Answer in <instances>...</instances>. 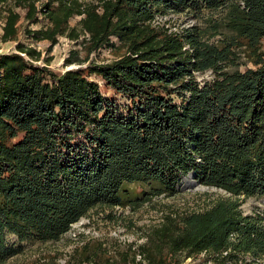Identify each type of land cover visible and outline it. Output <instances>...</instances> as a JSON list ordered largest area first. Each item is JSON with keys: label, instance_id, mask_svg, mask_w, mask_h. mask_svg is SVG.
I'll return each instance as SVG.
<instances>
[{"label": "trees", "instance_id": "16d2710c", "mask_svg": "<svg viewBox=\"0 0 264 264\" xmlns=\"http://www.w3.org/2000/svg\"><path fill=\"white\" fill-rule=\"evenodd\" d=\"M169 10L204 23H154ZM0 27L3 43L16 42L0 53V264L21 250L9 233L57 241L93 209L180 194L190 173L230 195L204 193L202 209L168 205L142 243L113 252L90 238L65 263L37 264H182L204 252L264 264V213L244 214L240 201L264 198V0H0ZM21 36L48 41L46 55ZM60 37L83 38L85 56L72 49L65 64L85 67L50 68ZM102 49L113 59L90 58ZM131 183L149 190L125 197Z\"/></svg>", "mask_w": 264, "mask_h": 264}, {"label": "rangeland", "instance_id": "374dc122", "mask_svg": "<svg viewBox=\"0 0 264 264\" xmlns=\"http://www.w3.org/2000/svg\"><path fill=\"white\" fill-rule=\"evenodd\" d=\"M208 11H205L204 15H207ZM163 21L167 24V27L174 31H179L184 27L192 25H202L204 18L197 17L191 11H179L169 10L165 15H162ZM79 20V17L71 19V24L75 25ZM43 24L40 22L38 26ZM37 27V26H35ZM1 33V27H0ZM20 40L26 45L31 44L37 47L43 52V56L46 55V47L49 45L48 41L42 42H30L26 37L21 36ZM83 38L77 41H72L66 37H60L59 42L54 46L50 55L53 56V60L50 64V68L56 72H64L70 68L85 67L88 62L79 64L74 62L71 65L65 64V59L68 57L70 50L79 49V57L83 58L85 52L82 51L81 41ZM264 50V42L262 43ZM16 49V42L9 41L3 43L0 40V53L11 52ZM92 60L97 62L109 61L113 59L112 53L108 49H102L99 52H93L90 55ZM245 60V58H243ZM44 62V60H41ZM248 66H253L252 63H248ZM245 66L242 65L241 69ZM213 76L211 71L204 73H197L199 81L210 79ZM90 77L99 82L102 92L111 98H116L121 104L125 103V100L111 89L107 88L100 78L96 75H90ZM184 183V178L179 182V188ZM149 190L148 185H142L137 183L126 184L124 188L125 197L132 196L138 197L143 190ZM175 196H169L161 194L154 196L150 201L145 202L139 209L133 211L130 205L117 206L112 209L96 208L90 211V213L82 217L78 222L74 223L72 228L59 240L42 242L34 239H28L20 241L14 234H7V243L14 247V249H21L16 255L10 257L6 264H37L40 259H56L60 263H65L69 254L78 246L83 244L90 238L100 239L106 242L107 245H113L111 250L114 252L117 245H124V243H142L144 237L142 236V229L147 224L157 223L163 214V210L172 205L173 207L181 210L189 209H202L205 207V197H202L204 193H209L214 198L218 196H229L226 191L217 188L200 184L194 188H189L182 191ZM127 200V199H126ZM241 209L244 214L254 215L256 213H264V198L261 196L240 197ZM113 215V216H112ZM115 217V218H114ZM121 249H124L122 246ZM249 258V255H246ZM232 264L230 260L228 262L218 261L206 252L196 257H188L182 264ZM132 264V263H131Z\"/></svg>", "mask_w": 264, "mask_h": 264}, {"label": "water", "instance_id": "95a60500", "mask_svg": "<svg viewBox=\"0 0 264 264\" xmlns=\"http://www.w3.org/2000/svg\"><path fill=\"white\" fill-rule=\"evenodd\" d=\"M200 184H201V182L194 178V173H190L189 175L184 177V183L180 189L182 191H184V190H187L189 188H194Z\"/></svg>", "mask_w": 264, "mask_h": 264}, {"label": "built area", "instance_id": "2783aa9c", "mask_svg": "<svg viewBox=\"0 0 264 264\" xmlns=\"http://www.w3.org/2000/svg\"><path fill=\"white\" fill-rule=\"evenodd\" d=\"M160 22H164V21H163V17H162V16H157V17H156V20L154 21V23H155V24H158V23H160ZM138 259H141V256H140V255H138Z\"/></svg>", "mask_w": 264, "mask_h": 264}]
</instances>
